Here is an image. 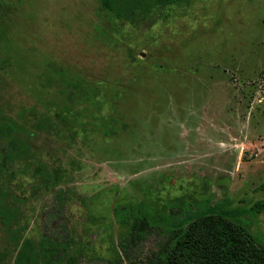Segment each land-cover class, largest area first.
Here are the masks:
<instances>
[{
	"label": "rangeland",
	"instance_id": "obj_1",
	"mask_svg": "<svg viewBox=\"0 0 264 264\" xmlns=\"http://www.w3.org/2000/svg\"><path fill=\"white\" fill-rule=\"evenodd\" d=\"M0 2L8 111L63 115L60 137L38 145L68 172L28 204L27 236L68 192L79 264L113 260L119 203L210 199L264 237V215L251 211L264 201V0H178L133 20L101 0ZM161 237L148 234L134 258L146 261Z\"/></svg>",
	"mask_w": 264,
	"mask_h": 264
},
{
	"label": "trees",
	"instance_id": "obj_2",
	"mask_svg": "<svg viewBox=\"0 0 264 264\" xmlns=\"http://www.w3.org/2000/svg\"><path fill=\"white\" fill-rule=\"evenodd\" d=\"M177 1L101 0V5L118 18L133 20L153 7ZM2 7L0 2V42L4 43ZM7 107L0 89V264H79L85 259V247L65 224L72 200L68 192L55 199L44 217L46 224H39L40 235L27 236L32 223L28 204L61 186L68 172L57 155L38 145L41 137L45 143L60 137L63 115L37 107H22L14 114ZM225 206L185 196L160 207L119 203L113 213L121 227L120 248L108 264H264V237L252 231L242 212ZM251 211L264 215V201L256 202ZM153 231L162 236L161 241L139 263L134 256L140 242Z\"/></svg>",
	"mask_w": 264,
	"mask_h": 264
}]
</instances>
